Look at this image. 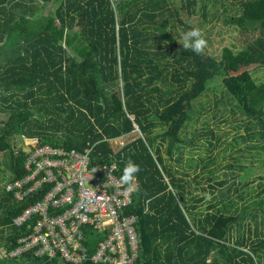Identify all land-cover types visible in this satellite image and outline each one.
Returning <instances> with one entry per match:
<instances>
[{"label": "trees", "instance_id": "1", "mask_svg": "<svg viewBox=\"0 0 264 264\" xmlns=\"http://www.w3.org/2000/svg\"><path fill=\"white\" fill-rule=\"evenodd\" d=\"M211 2L215 17L231 13L225 23L245 43L237 52L224 48L221 61L207 51H186L178 41L195 26L192 20L200 28L210 25ZM247 58L264 71V0H0V154L10 156L8 181L0 183V264H69L32 253L8 256L35 223L17 227L14 220L45 191L22 202L6 191L27 175L24 147L15 150V138L67 150L92 147L93 164L116 162L120 176L129 158L140 166L134 204L125 211L137 219L136 264H259L264 230L252 238L241 228L249 212L264 215V188L252 210L237 208L230 193L254 170L239 166L246 173L218 200L219 186L211 184V198L206 186L196 194L189 175L179 176L169 163L186 144L193 104L220 79L249 133L234 140L254 141L242 155L264 165V81L248 70L224 76L231 63L243 65ZM198 135L187 142L196 145ZM126 136L133 141L115 155L110 141ZM199 161L206 170L217 160ZM204 172L193 180L201 183ZM205 201L210 206L201 215L195 204ZM85 234L91 256L104 236L91 229Z\"/></svg>", "mask_w": 264, "mask_h": 264}, {"label": "built area", "instance_id": "2", "mask_svg": "<svg viewBox=\"0 0 264 264\" xmlns=\"http://www.w3.org/2000/svg\"><path fill=\"white\" fill-rule=\"evenodd\" d=\"M26 140L23 150L27 175L10 182L6 191L18 202L45 191L14 220L17 227L32 220L35 223L32 232L20 238L8 256L32 253L69 264L87 260L96 264H136L137 219L125 214L134 204L135 191L129 193L120 184L118 163L93 164L92 147L76 151ZM131 141L129 136L111 140L113 153L118 155ZM86 229L104 236L91 256L86 247Z\"/></svg>", "mask_w": 264, "mask_h": 264}, {"label": "rangeland", "instance_id": "3", "mask_svg": "<svg viewBox=\"0 0 264 264\" xmlns=\"http://www.w3.org/2000/svg\"><path fill=\"white\" fill-rule=\"evenodd\" d=\"M213 5L212 2L209 3V10L214 18H211L210 25L207 24L206 27L204 26L201 29L205 33V37L208 41V48L205 51L213 53L221 61L223 59L221 56L224 48L227 47L237 52L242 50L245 43L239 30L225 23L226 17L230 16L231 13L228 12L225 13L224 16L220 15L215 17V8L212 7ZM196 24H198V19L192 20L191 25L198 26ZM245 70L253 73V77L257 80L262 79V81H264V71L258 67L256 61L252 58H247L243 65L231 63L226 69L224 76H235ZM193 114L192 124H189L186 131L183 133V139H185L186 144L181 146L182 152H180L178 148L175 149V157L177 159L171 161L167 158L170 161L169 163L174 165L173 167L176 169L179 176H185L182 173L189 175L187 179L191 181L192 187H198V189L194 190L196 194L203 195L204 192L202 188L206 186L209 188L208 197L211 198L213 196L210 194L211 184L219 186L215 193L218 200L223 198L224 193L233 180L238 181L236 176H242L246 173L244 170L238 169L239 166L243 165L251 168L254 170L252 176L249 175L242 183L234 186L230 193L231 197L238 202L237 208L241 210L245 206H248L249 210H252L254 208V202L259 200L262 196L256 195L258 193L257 191L264 188L262 186L264 179H260L261 176H264V165L261 162L263 160L243 157L242 154L247 146L255 142L250 139L234 140L238 136L247 137L249 133H247L245 122L243 121L245 117L240 113L236 103L232 101L230 96L225 92L220 79L211 82L202 98L193 104ZM3 118L4 117L0 114V119ZM238 126H240L239 129L237 128ZM136 133H138V131H136ZM194 134L199 135L198 138H196V145H191L187 140H191ZM135 135L134 133L132 136ZM131 139H133V137H131ZM12 142L13 146L16 147L14 148L15 150L24 147L23 138H15ZM180 153L182 154L181 157ZM200 158L205 161H210L214 158L217 161L212 163V166L205 170L203 164L199 166L196 165L198 162L202 163L199 161ZM9 161L10 156L8 152L0 154V167L3 170V174L0 175V183L2 184L8 181L7 172H9V167L7 163H9ZM187 163L192 165H187ZM214 169H217L213 175L215 177L210 180V170ZM203 171H205V179L202 177L199 178L198 180L201 183L194 181L193 178L195 175ZM225 179L228 181V184H224L223 186L218 185V181ZM235 188H238V191H235ZM262 193H264L263 190ZM239 195H242V199ZM195 205L198 206L196 207V209H198L196 211L204 215L208 212L210 202L205 201L204 204H200L199 202V204ZM253 216L256 218L254 219ZM263 219L264 215L260 210L249 212L246 221L242 225L241 231L245 233L246 237L251 234L252 238H256V232H263L264 230ZM259 264H264V258L260 259Z\"/></svg>", "mask_w": 264, "mask_h": 264}, {"label": "clouds", "instance_id": "4", "mask_svg": "<svg viewBox=\"0 0 264 264\" xmlns=\"http://www.w3.org/2000/svg\"><path fill=\"white\" fill-rule=\"evenodd\" d=\"M178 41L186 51L190 50L197 55L204 54L205 50L208 48V41L205 37V33L197 26L190 27L188 30L184 31ZM139 171L140 166L129 158L125 163L120 177V184L126 186L129 193L136 190L135 180Z\"/></svg>", "mask_w": 264, "mask_h": 264}, {"label": "water", "instance_id": "5", "mask_svg": "<svg viewBox=\"0 0 264 264\" xmlns=\"http://www.w3.org/2000/svg\"><path fill=\"white\" fill-rule=\"evenodd\" d=\"M26 141H32L34 143V142H38L39 139H27Z\"/></svg>", "mask_w": 264, "mask_h": 264}]
</instances>
